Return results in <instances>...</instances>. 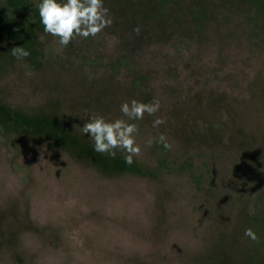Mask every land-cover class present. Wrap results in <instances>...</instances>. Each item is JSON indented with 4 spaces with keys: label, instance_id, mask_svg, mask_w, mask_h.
Segmentation results:
<instances>
[{
    "label": "rangeland",
    "instance_id": "374dc122",
    "mask_svg": "<svg viewBox=\"0 0 264 264\" xmlns=\"http://www.w3.org/2000/svg\"><path fill=\"white\" fill-rule=\"evenodd\" d=\"M40 2L0 0V264H264V0H104L67 47ZM93 115L137 124L131 166Z\"/></svg>",
    "mask_w": 264,
    "mask_h": 264
},
{
    "label": "clouds",
    "instance_id": "9594fccd",
    "mask_svg": "<svg viewBox=\"0 0 264 264\" xmlns=\"http://www.w3.org/2000/svg\"><path fill=\"white\" fill-rule=\"evenodd\" d=\"M36 7L44 32L57 38L62 47H67L77 37L94 38L113 23L109 16V9L104 6V0H42ZM134 31L139 35V26ZM10 54L17 60L26 59L31 55L25 46L13 48ZM159 110L158 100L143 103L133 99L130 103L124 102L120 107L127 121L143 120L145 114L154 116ZM90 118V122L80 128L94 142L93 150L111 155L113 158L116 157L117 151L126 153L124 161L131 166L134 163V157L141 154V147L136 142V135L139 132L137 124L129 123L124 119L107 121L95 115ZM225 119H227L226 116ZM164 123L163 119L156 118L152 126L159 128ZM159 142L165 148H171L163 134L159 135ZM152 143V139L147 141L148 146ZM244 234L253 242L259 243V236L251 228L246 229Z\"/></svg>",
    "mask_w": 264,
    "mask_h": 264
}]
</instances>
